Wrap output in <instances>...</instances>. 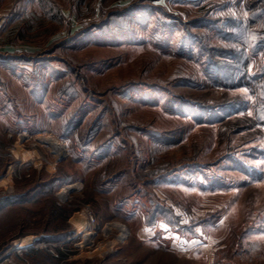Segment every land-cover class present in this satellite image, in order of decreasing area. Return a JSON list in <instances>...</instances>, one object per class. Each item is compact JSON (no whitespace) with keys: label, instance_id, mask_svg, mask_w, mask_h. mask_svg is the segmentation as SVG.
I'll list each match as a JSON object with an SVG mask.
<instances>
[{"label":"rangeland","instance_id":"rangeland-1","mask_svg":"<svg viewBox=\"0 0 264 264\" xmlns=\"http://www.w3.org/2000/svg\"><path fill=\"white\" fill-rule=\"evenodd\" d=\"M224 1L0 0V194H25L10 204L24 226L0 233L10 246L0 262L264 264L257 95L218 85L186 36L216 45L221 23L193 21L222 17ZM37 136L55 137L63 152ZM51 199L71 205L72 232L80 214L94 217L90 244L69 235L17 253L16 241L42 234Z\"/></svg>","mask_w":264,"mask_h":264},{"label":"trees","instance_id":"trees-1","mask_svg":"<svg viewBox=\"0 0 264 264\" xmlns=\"http://www.w3.org/2000/svg\"><path fill=\"white\" fill-rule=\"evenodd\" d=\"M241 2H243L244 8L239 7L241 4H239L237 0H226L224 1L226 4L223 5L224 15L222 17L210 21H207L205 18L193 21V24L201 26H207L209 23H221V28L217 27L216 29V27H213L219 34L217 35L218 37H214L218 42L216 45L208 43L206 41L207 35L205 34L196 33L193 35L188 32L186 36L199 43V48L206 56L208 67L210 71L213 70L211 72L213 77L217 79L216 82L218 85L235 88L246 86L249 87L252 92L256 93L257 98L252 105L253 116L251 120L255 125H264V64L261 65L258 72H251L247 68V63L250 58H252V56H257L259 50L264 48V0H242ZM231 7L233 11L229 10ZM129 10H138V8L134 9V7H130ZM183 45L184 44H181L179 47ZM231 126H234V124ZM235 126L236 129L240 125L236 123ZM8 159H10L11 162L14 160L12 156H8ZM1 161H3V163ZM7 163L4 164V160H2L0 156V168L2 169L0 170V174L5 172L8 165ZM29 178L30 175H23L19 180L26 181ZM17 191L16 193L0 194V233L5 229L13 230L17 228L20 231L24 226V220L20 217H15L13 214V212L21 207H10V204L12 205L13 203L22 201L21 198L25 195L23 194L24 192L19 193L20 191ZM72 211L73 209L70 204L63 203L58 205L54 199H51L46 208V215H44L46 221L42 228L43 230H41L42 234L38 236L36 241H60L72 235L73 232L69 230L70 225L68 222ZM162 212H164V209H161V213ZM52 220L61 221L62 226L50 232L47 227ZM168 221L171 223L172 217H168ZM2 240L0 237V260L10 247L5 239ZM58 248V246L55 247L57 254L55 257L62 255L60 248ZM29 250H31V248ZM33 251L34 253L37 252L35 250ZM48 252L50 255L51 251L48 250Z\"/></svg>","mask_w":264,"mask_h":264},{"label":"built area","instance_id":"built-area-1","mask_svg":"<svg viewBox=\"0 0 264 264\" xmlns=\"http://www.w3.org/2000/svg\"><path fill=\"white\" fill-rule=\"evenodd\" d=\"M18 170L16 172H14V177H17V173ZM7 177L6 175H3L2 178H5ZM80 218L83 219V224H81V227L79 229H76L75 232H73V234L67 239L68 240H71L72 238L80 235L81 238L83 239L82 241L79 242V244H83L81 246H85L86 244H90V240L86 241V238H89V237H92L93 236V228H94V225H95V219L92 215H83V214H80L79 215ZM66 240H64L63 242H65ZM85 244V245H84ZM48 244H46L45 242H36V239L35 237L32 238V240L27 243V244H23L22 241H16L15 242V245H14V249L15 251H17V253H21L22 251H25L27 249H30L32 247H40V246H46ZM56 256V253L54 254Z\"/></svg>","mask_w":264,"mask_h":264},{"label":"bare ground","instance_id":"bare-ground-1","mask_svg":"<svg viewBox=\"0 0 264 264\" xmlns=\"http://www.w3.org/2000/svg\"><path fill=\"white\" fill-rule=\"evenodd\" d=\"M43 135V134H41ZM24 137V136H23ZM38 139H41L43 142L47 143L50 147H52L53 151L56 152L57 154H60L63 152V148H64V144L59 142L58 140L55 139V137L53 136H37ZM19 141H20V138H19ZM40 141V140H39ZM28 154V153H27ZM26 154V155H27ZM29 157V155H27ZM32 156V155H30ZM77 184V183H76ZM71 185H67V186H64L61 190H60V197L61 198H64L67 194V190L69 187H71ZM74 188V187H73ZM80 218V216H79ZM117 227H119L121 229V234H120V237L121 236H124L126 234V229L123 225L121 224H118V223H114ZM72 234V233H71ZM91 237L89 238H86V241H88ZM53 242V240H51Z\"/></svg>","mask_w":264,"mask_h":264},{"label":"crops","instance_id":"crops-1","mask_svg":"<svg viewBox=\"0 0 264 264\" xmlns=\"http://www.w3.org/2000/svg\"><path fill=\"white\" fill-rule=\"evenodd\" d=\"M27 239H28L27 241L22 242V243L23 244H27V243H29L32 240V238H27ZM0 264H8V263H5V261H2V262H0Z\"/></svg>","mask_w":264,"mask_h":264},{"label":"water","instance_id":"water-1","mask_svg":"<svg viewBox=\"0 0 264 264\" xmlns=\"http://www.w3.org/2000/svg\"><path fill=\"white\" fill-rule=\"evenodd\" d=\"M72 189H73V186L69 187L67 191L70 192Z\"/></svg>","mask_w":264,"mask_h":264}]
</instances>
